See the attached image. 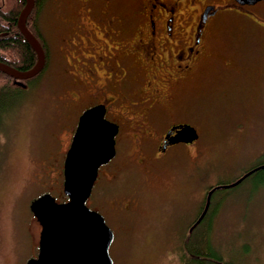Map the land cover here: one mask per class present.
<instances>
[{"label": "rangeland", "instance_id": "rangeland-1", "mask_svg": "<svg viewBox=\"0 0 264 264\" xmlns=\"http://www.w3.org/2000/svg\"><path fill=\"white\" fill-rule=\"evenodd\" d=\"M80 10L78 0H42L37 22L49 43L50 66L31 83L16 82L23 86L20 101L0 122V264H26L37 256L41 225L30 210L33 199L46 192L58 201L66 199L58 178L64 166L60 161L84 107L75 109L66 101V93L75 88L64 85L63 67L55 57L61 36ZM236 15L221 11L222 19L206 37L207 53L234 58L236 68L209 62L188 82L175 115L159 119L163 127L188 121L200 134L196 144L175 147L158 160L147 150L151 160L143 167L146 161L138 165L132 137L131 145L120 140L116 157L100 168L87 205L114 231L110 254L115 264H195L183 258L182 241L203 212L206 191L234 182L264 159V34L253 27L238 30L231 23L243 19ZM8 83L14 84L1 78L0 89ZM260 178L250 175L212 198L210 238L221 264H264ZM206 259L204 264H217Z\"/></svg>", "mask_w": 264, "mask_h": 264}, {"label": "flooded vegetation", "instance_id": "flooded-vegetation-1", "mask_svg": "<svg viewBox=\"0 0 264 264\" xmlns=\"http://www.w3.org/2000/svg\"><path fill=\"white\" fill-rule=\"evenodd\" d=\"M8 1L0 0V19ZM78 2L81 6L78 19L69 24L68 33L61 36L62 48L55 61L62 64L64 85L69 84L75 88L74 93H66V101L75 105L72 108H84L76 124L72 125L71 139L64 160L61 159L60 163L65 162L80 117L96 106H103L105 119L118 126L116 152L120 140L131 145V139L134 138L137 155L140 156L139 166V163L146 161L145 167L151 160L147 150H153L154 159L158 160L175 147L194 146L198 140L193 143H174L179 131L177 126L191 125L188 121H172L163 127L159 119L175 115L180 107L178 98L189 88L188 82L193 79L196 71H200L209 62H216L221 68H236L237 63L232 60L234 58H215L207 53L206 37L214 24L222 19L219 13L234 10L236 17L243 19L232 22L234 27L247 31L253 27L264 34V1L254 5H240L236 0ZM208 7V17L197 39ZM5 35L4 32L0 33L1 40ZM35 36L46 53L43 73L51 63L49 43L41 33ZM12 82L23 88L16 83L19 80L12 79ZM3 136V131H0V145ZM263 165L264 159L243 175ZM101 170L98 177L101 176ZM62 171L58 176L60 185L64 183V166ZM61 176L63 179L60 180ZM238 180L229 184L211 185L206 192L213 197L216 191ZM120 208L127 209L124 203L120 204Z\"/></svg>", "mask_w": 264, "mask_h": 264}, {"label": "water", "instance_id": "water-1", "mask_svg": "<svg viewBox=\"0 0 264 264\" xmlns=\"http://www.w3.org/2000/svg\"><path fill=\"white\" fill-rule=\"evenodd\" d=\"M260 1L264 0H236L240 5H254ZM35 5L36 0H25V6L18 18L20 32L37 54L35 66L21 71L0 61V71L19 81L36 77L46 65L45 50L27 26ZM209 10L210 7L203 15L197 39L200 37ZM177 128L179 131L174 143H193L198 140L199 133L195 127L186 124ZM117 133L118 126L105 119L103 106L93 107L82 114L64 165V193L68 200L59 203L54 196L47 193L32 201L30 209L42 230L39 253L26 264H114L110 255L114 232L107 225L104 216L91 210L86 203L92 194L100 167L116 156ZM260 169H264V165L243 175L237 182L225 188L241 183ZM210 202L209 193L199 221L207 213Z\"/></svg>", "mask_w": 264, "mask_h": 264}, {"label": "trees", "instance_id": "trees-1", "mask_svg": "<svg viewBox=\"0 0 264 264\" xmlns=\"http://www.w3.org/2000/svg\"><path fill=\"white\" fill-rule=\"evenodd\" d=\"M9 1L10 5L4 10V13L1 14L2 19H0V33H6L5 37L0 41V61H3L21 71L29 70L36 64L37 54L18 28V18L25 6V0ZM40 7H42V0H37L35 8L27 22L28 28L34 35L40 34L37 22V14ZM42 74L43 73L32 79L26 80L25 82L31 83L40 78ZM1 78L2 80L6 79L7 81L12 82V79L9 76L0 71V80ZM22 92L23 91L20 87L10 83L4 84L0 89V122L6 117L11 108L20 101L18 99ZM255 174L256 176L261 175L260 181L264 182V169L257 171L254 175ZM212 198L213 197L211 196L210 206L205 216L200 221V218H198L192 225L190 224L187 228L186 235L183 237V258L186 260L193 259L195 264H204L203 262L208 260L206 258H211L213 262L216 261L215 263L217 264H221L222 262V257L217 253L210 238L212 231V226L210 224L215 216V213L211 208Z\"/></svg>", "mask_w": 264, "mask_h": 264}]
</instances>
